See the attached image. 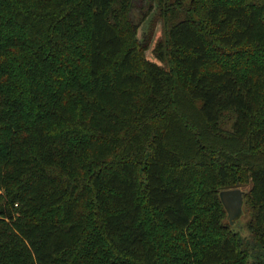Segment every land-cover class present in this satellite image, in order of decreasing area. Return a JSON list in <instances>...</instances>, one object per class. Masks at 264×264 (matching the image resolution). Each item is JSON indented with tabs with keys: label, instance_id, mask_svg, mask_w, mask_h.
Segmentation results:
<instances>
[{
	"label": "trees",
	"instance_id": "trees-1",
	"mask_svg": "<svg viewBox=\"0 0 264 264\" xmlns=\"http://www.w3.org/2000/svg\"><path fill=\"white\" fill-rule=\"evenodd\" d=\"M152 1L0 0V264H264V0Z\"/></svg>",
	"mask_w": 264,
	"mask_h": 264
},
{
	"label": "water",
	"instance_id": "water-1",
	"mask_svg": "<svg viewBox=\"0 0 264 264\" xmlns=\"http://www.w3.org/2000/svg\"><path fill=\"white\" fill-rule=\"evenodd\" d=\"M244 193L245 191L239 187L224 189L220 192V198L231 225H235L244 214Z\"/></svg>",
	"mask_w": 264,
	"mask_h": 264
},
{
	"label": "rangeland",
	"instance_id": "rangeland-1",
	"mask_svg": "<svg viewBox=\"0 0 264 264\" xmlns=\"http://www.w3.org/2000/svg\"><path fill=\"white\" fill-rule=\"evenodd\" d=\"M190 0H185V2L186 3H188ZM134 9H133V11H132V15H133V17L135 18V19H138L141 15V8H143L145 5H144V0H134ZM154 8V7H153ZM158 28V29H157ZM145 29V26L143 27V28H141V30H140V32H139V34H140V36H142V32H143V30ZM157 29V31H156V33H157V36L159 35H161L162 34V31H161V28H160V26L158 25V24H156L155 25V30ZM157 38V37H156ZM147 54L149 55V57L153 60V61H155V62H157V63H159V64H161L160 63V61L159 60H157V59H155L152 55H150V53L149 52H147ZM239 188H241L243 191H248L249 190V188H250V184H243V183H240L239 184ZM44 214V212L43 211H39V212H36L35 213V216L36 217H40V216H42ZM245 214H246V212H245ZM240 223H241V225H242V227H243V230H244V233H245V236H247L248 237V235H249V232L247 231V216L246 215H244L243 214V216H242V218H241V220H240Z\"/></svg>",
	"mask_w": 264,
	"mask_h": 264
},
{
	"label": "flooded vegetation",
	"instance_id": "flooded-vegetation-1",
	"mask_svg": "<svg viewBox=\"0 0 264 264\" xmlns=\"http://www.w3.org/2000/svg\"><path fill=\"white\" fill-rule=\"evenodd\" d=\"M152 3H153V1L152 0H144V7L143 8H141L140 10H141V14L140 15H143V13L145 12V10L146 9H149L150 8V6L152 5ZM135 4V3H134ZM158 33V32H157ZM157 33L155 34V37H154V40L153 41H156L157 39H156V37H157Z\"/></svg>",
	"mask_w": 264,
	"mask_h": 264
}]
</instances>
